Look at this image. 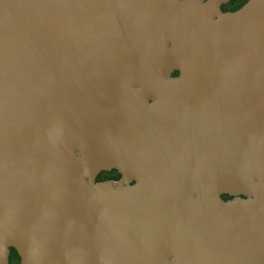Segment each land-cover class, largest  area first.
Here are the masks:
<instances>
[{
  "label": "water",
  "instance_id": "obj_1",
  "mask_svg": "<svg viewBox=\"0 0 264 264\" xmlns=\"http://www.w3.org/2000/svg\"><path fill=\"white\" fill-rule=\"evenodd\" d=\"M227 1L0 0V264H264V0Z\"/></svg>",
  "mask_w": 264,
  "mask_h": 264
},
{
  "label": "flooded vegetation",
  "instance_id": "obj_2",
  "mask_svg": "<svg viewBox=\"0 0 264 264\" xmlns=\"http://www.w3.org/2000/svg\"><path fill=\"white\" fill-rule=\"evenodd\" d=\"M221 11L222 12H234L232 10V5H231V0H228L225 3H222L221 6ZM180 76L179 71H174L170 77H178ZM135 98H138V100L141 101V106L142 107H147L144 110H140L141 114L147 115L149 111L147 110L148 107L151 106L153 103V100L151 99V96L148 94L146 95H136L134 96ZM177 99L179 100V104L175 105H167V107L170 106H176L178 108H182L185 110L186 109H192L193 105L190 104L187 100L190 99L186 95H180L177 96ZM138 112V111H137ZM140 113V112H139ZM150 120L148 117L143 116L139 119H136L134 122L135 124H140V126L135 125L132 127V133L130 136H127L126 139L130 141L131 147L135 149H147L151 147L154 144V133L151 130H148L146 127V124ZM157 122H164L165 119H157ZM148 163L147 158L145 157V154L143 152H140L139 154L137 152L131 153V157H128V159H121L119 164L117 166H111L101 172L97 178L99 182H121L123 180H131L132 183L134 184L136 180L139 179L140 175H144L141 172H137L138 170H143V169H148ZM133 172V173H131Z\"/></svg>",
  "mask_w": 264,
  "mask_h": 264
},
{
  "label": "trees",
  "instance_id": "obj_3",
  "mask_svg": "<svg viewBox=\"0 0 264 264\" xmlns=\"http://www.w3.org/2000/svg\"><path fill=\"white\" fill-rule=\"evenodd\" d=\"M247 2L248 0H231V5H232L231 9L236 11L240 9L242 6H244ZM223 199L228 200L230 199V197L224 196ZM9 264H21L20 257L14 249H11L10 251Z\"/></svg>",
  "mask_w": 264,
  "mask_h": 264
}]
</instances>
